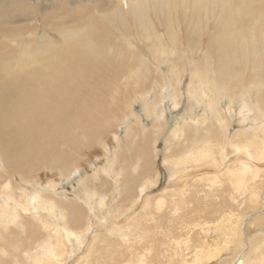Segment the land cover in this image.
Segmentation results:
<instances>
[{"label":"bare ground","instance_id":"1","mask_svg":"<svg viewBox=\"0 0 264 264\" xmlns=\"http://www.w3.org/2000/svg\"><path fill=\"white\" fill-rule=\"evenodd\" d=\"M171 4L0 0V264H7L5 259L10 264H176V259L177 264H264V178L259 164L264 159V81L256 82L264 75V0H240L235 7L228 0H180V10H191L183 22L185 43L197 45L191 43L187 50L202 53L201 62L193 58L181 70L170 60L177 55L179 39L174 24L187 12H172ZM154 7L159 18L164 16L163 23L155 21L162 24L165 39L147 15ZM75 10L77 15L70 17L61 12ZM104 21L118 31L113 47L103 33ZM110 58L119 60L115 66L123 65L114 70ZM234 67L256 84L243 85V79L231 77ZM111 70L112 76L126 74L119 80L125 93L128 86L146 82L150 73L164 88L157 97L153 92L158 86L151 84L154 91L134 109L128 107L137 123L129 126L126 118L120 136L107 138L104 111L110 103L112 112L123 89L106 100L104 93L115 77L95 82ZM179 71L189 79L185 94L190 97L183 99L202 105L204 122L189 119L186 109L176 113ZM24 72L38 77L37 84L30 86ZM237 87V96L230 98L229 91ZM223 101L231 107L219 111ZM159 108L163 111L155 114ZM165 117L170 133L161 135L155 126H162ZM205 123H211L206 132L197 127ZM181 132H193L191 144L179 140ZM222 138L224 148H215ZM175 140L182 146L175 143L172 148ZM211 140L217 142L211 145ZM98 147L106 149L100 165L86 171L73 163L78 150L91 157L86 153ZM161 148L164 153L158 152ZM204 163L225 166L221 178L230 177L233 189L215 188V176L186 171L190 166L201 171ZM54 170L61 177H52ZM55 177L59 179L52 181ZM195 177L200 196L186 197L182 186L171 185ZM157 184L159 195L150 192ZM148 211L159 217L151 220ZM226 225L232 227L230 252H235L221 259L219 251L229 243L210 233ZM36 230L43 237L34 244Z\"/></svg>","mask_w":264,"mask_h":264},{"label":"rangeland","instance_id":"2","mask_svg":"<svg viewBox=\"0 0 264 264\" xmlns=\"http://www.w3.org/2000/svg\"><path fill=\"white\" fill-rule=\"evenodd\" d=\"M122 2H124L125 3V0H121ZM179 1L180 0H172V4H171V6H172V12H173V10H175L176 12H182V13H184L185 11L187 12V15H185V17L183 18L182 16H180V18L179 19H177V23H178V25L177 24H174V27H176V28H179V31L177 32V35L179 36V39L177 40V55H176V57H175V59L173 58L172 60H170V62H171V64L173 65V66H176L177 67V70L179 69V70H181L182 69V67L184 66V64H185V62L186 61H190L191 59H193L194 58V63H196L197 62V64L199 63V62H201L200 61V55H202V53L200 52L198 55L196 54V55H193L195 52H197V50H193V52H189L188 50H187V47H188V45L189 44H191L192 43V47L194 48V47H197V45H195L194 46V42H192V41H188V43H185L186 41H185V37H186V31H185V26H184V23H185V25H186V22H185V18H189L190 17V14H191V10H190V8H185V9H179V7H178V5H179ZM220 1H222V2H224V3H226V1L227 0H216V2H220ZM228 2H229V4L231 5V6H234L235 7V4L237 3H239L240 2V0H228ZM39 10H41V7H39ZM154 10H155V7L154 8H151L149 11H148V13H147V15L149 16V19H154V22H155V27H156V29H157V27H161V28H159L158 29V34L160 35V37L161 38H163V37H165V38H167L166 37V34H165V30H164V28H163V26H162V24H158V22L156 23V19L157 20H159L161 23H163L164 22V16H162V19H163V22H162V19L161 18H159V16L157 15V13H155L154 12ZM157 11H158V9H156ZM163 11L165 10L164 8L162 9ZM61 12H63L65 15H68L69 17H70V15L72 16L73 14L74 15H77V11L75 10L74 12H72V13H68V12H66V11H61ZM166 12V11H165ZM86 13H87V11L86 10H81V12L79 13V14H83V15H86ZM193 15H194V13H192ZM159 18V19H158ZM92 19L94 20L95 19V17H93L92 16ZM184 22V23H183ZM206 23V22H205ZM111 26V25H110ZM105 21H104V25H102V28H104V35H107V36H110L109 37V39H108V44L110 45V46H112L113 47V42L111 41L112 40V37H114V36H117V34H118V31L117 30H115L114 28H112V27H110ZM42 31H44V32H47L46 30H44V29H40V32H42ZM86 31V30H85ZM121 31V33H126L127 34V32L126 31H123V30H120ZM208 31V34L211 32V31H209V30H207ZM50 32V31H49ZM85 33V32H84ZM133 38L134 39H137V37H136V35L134 34L133 35ZM165 38H163V39H165ZM120 41V40H119ZM199 43H200V47H202V51H204V48H206L205 47V45H204V43L203 42H201V39H200V41H199ZM69 44H72L71 42L69 43ZM209 53L212 55V57L213 58H215L214 57V52H213V50H209ZM10 57L12 58V56L10 55ZM111 59V58H110ZM112 60V65L114 66V70H116L117 69V67H121L122 65H117V66H115L116 65V63L117 62H119V60L118 61H115L114 62V60L113 59H111ZM11 62H13V61H11ZM126 62V61H125ZM124 62V63H125ZM214 62H216V61H214ZM213 62V63H214ZM15 64V63H14ZM210 67L211 68H213L214 67V64L212 65H210ZM153 69L155 68V66L154 67H152ZM151 69V68H150ZM114 70H111V71H109L106 75H99L98 76V79L99 80H97V82H95V83H102V84H104L106 81H108V80H112L114 77V80L113 81H109V83H108V87H107V90H106V92L104 93V95L106 94V96L107 97H109V98H105L106 100H110L111 99V95L113 94V93H115L119 88H122L123 89V92H121V93H119V95H118V98H119V101L117 102V104H115V105H112L111 107H112V112H109V109H111L110 108V105L109 104H107V106H106V108H105V111H104V128H105V131H107L108 132V135L106 136L107 138L109 137V138H111L112 137V135H114V136H120V134H121V129H120V127H122L123 126V120L124 119H126V118H128L129 119V126H134V124L135 123H137V121H136V118L134 117V110H133V112L131 113L130 112V110L128 109V107H131V105H133L132 106V108L134 109L135 107H137L138 106V103H140V98H143V97H145V95L146 94H150L149 93V91H154V89L152 88V85H153V87H154V82H156V84H157V86H158V88H156L157 90L156 91H154L153 93H154V95L155 96H159V95H163V93H161L162 92V85H163V82H162V80L161 79H159L158 77H157V75L155 74V73H150V75L148 76V77H146V82H142V84H140V83H137V84H135L134 85V87L133 88H131V89H129V87L130 86H128V90H129V93L127 92V93H125V85L122 83V81H124L125 79H126V74L124 73V72H122V74H120V75H118V76H112V71H114ZM137 70H138V67H137ZM151 71H152V69H151ZM160 71H162V70H160ZM233 71L234 72H231V77H236V78H241V79H243V81H242V84L243 85H249V86H253V85H255L256 84V82H259V81H264V75H261L257 80H256V82H254V81H252L251 79H249L247 76H246V73L245 72H243V71H240V69L238 68V67H234L233 68ZM24 74H25V76H26V78H28L29 79V81H28V83L30 84V86H32L33 85V83L34 84H37V79H38V77H34V76H32V75H28L27 73H25L24 72ZM179 74L181 75V77H182V80H180V82L179 83H177V92H178V96H179V100H178V103H179V108H178V111L176 112V113H178V114H180V115H182V113H183V109H186V111L187 112H189L190 114V116H188L189 117V119H191V120H195V121H205V119H202L201 118V112H202V105L200 104L199 106L197 105V103L196 102H194L193 100H191V99H189V100H187L186 102L184 101V99H183V96H187V97H190V94L189 93H187V94H185L186 93V90H187V88H188V84H189V79H188V77L186 76V75H183L182 74V72L181 71H179ZM41 78V77H40ZM130 79H132V77L130 78ZM119 80H122L121 81V83H120V81ZM170 82H172V81H170ZM152 84V85H151ZM96 85V84H95ZM133 86V85H132ZM194 86H196V84L194 85ZM33 87V86H32ZM83 88V89H82ZM81 88V90H84V93H87V95H89L88 94V92L86 91V89L84 88V87H82ZM163 88H164V85H163ZM31 89V88H30ZM238 90H239V87H237L234 91H229V95H230V98H235L236 96H237V92H238ZM95 95L96 94H94V93H92V95H91V98L92 99H94L95 98ZM122 101V102H121ZM226 101V100H225ZM225 101H223V102H221L220 104H219V111L222 109V110H224V109H226V107H231V104L230 105H228L227 106V104H226V102ZM190 102V103H189ZM181 103H183V105L185 104V106L183 107L182 106V104ZM234 103H238V100H235L234 101ZM255 104H253L252 106H254ZM157 111L158 112H156L155 114H157V113H160L161 111H163V108H159V109H157ZM224 111H226V110H224ZM224 111H222V114H224L225 112ZM179 116V115H178ZM178 116L177 117H175V119L177 120V118H178ZM167 117H165L164 118V121L165 122H163V124H162V126H160L159 124H156V126H155V128H158L159 129V133L161 134V135H165V134H168V133H170V125H169V123L167 122V119H166ZM140 124V123H139ZM210 124L211 123H205V125H204V127L203 128H200V126L199 125H197V127L199 128V129H202L204 132H206L207 131V129L208 128H210ZM180 139L179 140H181V138L183 139H185L186 140V145H189V144H191L192 143V138H193V132H191V133H189V134H185L184 132H181L180 133V137H179ZM261 138H263L264 139V134L262 133L261 134ZM179 140L178 141H174V143H173V146H172V148H175V146H174V144L176 143V145H178V146H182V144H180V142H179ZM115 141V140H114ZM217 141H215V140H211V145L213 144V143H216ZM115 142H112L111 143V146H113V144H114ZM105 144H107V143H105ZM158 144H162V140H159V142H158ZM224 142H223V138H222V140L220 141V143L219 144H217L216 145V147L215 148H219V149H222V148H224ZM237 144V143H236ZM235 144V145H236ZM110 146V147H111ZM102 147V146H101ZM101 147H98V148H94L95 149V151L96 152H93V151H88L86 154H91V157L90 156H83V154H84V151H79L78 150V152H75L74 153V155H72V158L74 157V159H75V162H73V163H75L76 164V166L81 170V169H84V170H86V171H89L90 170V168L92 167V165L93 164H96V163H98L99 165H100V163L99 162H102V161H104V157H106L105 156V153H106V149H104V148H101ZM61 150V149H60ZM229 150V149H228ZM98 151H99V153H98ZM100 151L102 152V153H100ZM158 152H161V153H164V150L161 148V150H158ZM227 155H228V160H229V158H230V156L232 155L230 152H228L227 153ZM158 161H160L159 159H157ZM208 161H212V160H208ZM1 164H2V160H1V158H0V168H1ZM228 164H234V163H232L231 161L230 162H228ZM260 164V167H261V170H262V172H263V174H262V176H263V178H264V159L259 163ZM203 166H202V170L201 171H198V166L196 167L195 166V168L193 167V166H190V167H188V170H186L187 172H190L191 171V173H194V174H196V173H200L201 174V176L200 177H203V176H205L206 174L207 175H209V176H215V177H217V183L215 184V188H218V187H220V186H222L224 189H228V188H230V189H233V186H231L230 187V185H233V180L229 177V178H226V177H223V178H221V172L225 169V166L222 168L221 166H219V167H216L215 166V168L213 167V168H211V167H209L207 164H202ZM55 172L52 174V177H54V176H56V174H58V177H61V171L60 170H54ZM92 172H90L89 174H93L94 173V171L93 170H91ZM226 171L228 172V173H231V171L232 170H229L228 168H227V166H226ZM49 172V175H50V171H48ZM203 173H206V174H203ZM0 174H4V172L0 169ZM216 174V175H215ZM178 176H179V174H178ZM178 176H175V177H172V178H170V180L171 179H175V178H177ZM53 178V180L52 181H55V180H57V179H59V178ZM48 179H51V177H49ZM0 182H1V180H0ZM100 183V182H99ZM175 184H177V185H179V186H182L183 187V189H184V191L186 192V197H188V196H190V197H194V195H198V196H200L201 195V192H199L198 194H197V177H195L193 180L192 179H189V180H187V179H182L180 182H174V183H172L171 185H175ZM158 188H160V185L159 184H157L156 186H153L151 189H150V192H152L153 194H155V195H159V192L160 191H157V189ZM199 190H202L201 188H199ZM261 191V190H260ZM262 192H264V188H262ZM102 193H105V192H102ZM109 193L108 192H106V195H108ZM217 194H219V193H215V195H214V198L217 196ZM174 207L176 208V210H177V205L175 204L174 205ZM148 213H149V216H152V217H150L151 218V220H153V219H157L158 217H154L153 215H151V214H153V213H150L149 211H148ZM177 213V212H176ZM160 215V214H159ZM177 217H178V215H176V219H177ZM30 224H32V228H36V225L35 224H33V222L32 221H30ZM154 224H152V226H153ZM35 230V229H34ZM30 232H32L31 230H30ZM36 232H37V230H36ZM15 233L16 234H19V232L18 231H15ZM38 233V234H37ZM35 235H34V237H37V238H35L34 240H33V243L34 244H36V240L37 239H39L40 237H43V235L42 236H39V232H37ZM210 234H214L215 235V237H213V238H219L220 239V241H226L227 243H229V244H226V245H228L229 246V248H227L223 253L221 252V251H219V257L222 259L225 255H227V254H229V253H233V252H235V251H233V252H230L233 248H234V245L233 244H230L233 240H234V236H233V231H232V227L231 226H229V225H226L225 227H216L214 230H213V233H210ZM30 236H32L33 235V233H31V234H29ZM216 238V239H217ZM41 239V238H40ZM212 240H215V239H212ZM215 245H218V241H217V243H214ZM9 252V251H8ZM186 254V253H185ZM188 259H191V256L189 255L188 257H187ZM176 264H177V259H176ZM3 263H7V264H10V261H8L7 259H5L4 261H3ZM215 263H217V262H215ZM215 263H211V264H215ZM12 264V263H11ZM93 264H96V262H94ZM98 264V263H97ZM100 264V263H99Z\"/></svg>","mask_w":264,"mask_h":264}]
</instances>
